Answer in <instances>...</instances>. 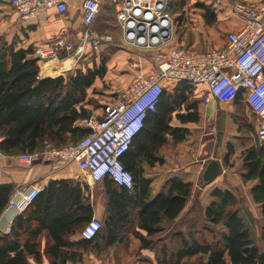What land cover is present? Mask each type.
Here are the masks:
<instances>
[{
  "label": "trees",
  "instance_id": "16d2710c",
  "mask_svg": "<svg viewBox=\"0 0 264 264\" xmlns=\"http://www.w3.org/2000/svg\"><path fill=\"white\" fill-rule=\"evenodd\" d=\"M187 2L169 0L168 11L174 17L175 28ZM197 7L208 26L217 24L213 4L198 3ZM34 50L33 46L18 48L16 41L0 37V150L7 156L39 152L46 143L62 147L81 141L89 130L79 123L94 111L90 90L97 81L107 78V61L100 56L91 61L93 67L80 65L65 76L43 78ZM85 56L82 60L87 59V53ZM193 90L187 85L177 87L173 93L165 90L155 113L149 114L134 137L122 157L125 169L133 175V190L118 187L109 178L102 181L108 200L107 220L94 240L111 244L128 226L136 224L146 234L137 231L135 236L143 248L153 252L158 264H264V142L251 126L245 128L254 131L257 138H248L242 150L240 177L243 183H254L250 196L261 211L260 241L253 238L241 215L235 192L218 187L210 191L211 201L205 208L201 229L173 233L169 241L154 239L165 232V220L172 223L181 215L193 185L174 177L154 196L144 169L163 163L160 151L170 139L175 145L185 140L186 130L170 126L174 117L182 124L199 121V101L189 96ZM233 105H246L242 93ZM232 152L230 144L228 155ZM228 161L226 156L225 165ZM15 190L13 184L0 185V216ZM91 219L92 206L80 184L74 180L50 182L16 219L10 233L0 236V264H29L28 257L38 260L36 241L43 231L56 241L57 247L49 251L54 264L76 260L77 254L59 251L58 246L67 244L61 235L83 231Z\"/></svg>",
  "mask_w": 264,
  "mask_h": 264
},
{
  "label": "built area",
  "instance_id": "2783aa9c",
  "mask_svg": "<svg viewBox=\"0 0 264 264\" xmlns=\"http://www.w3.org/2000/svg\"><path fill=\"white\" fill-rule=\"evenodd\" d=\"M207 1L214 7L221 3V0ZM105 3L111 5L122 33L124 43L119 47L152 51L149 67L142 62L145 58L142 54L132 61L135 73L130 85L117 92V100L106 107L102 117L91 116L79 123L89 130L81 141L62 147L46 143L39 152L18 156L20 165L76 164L93 183L109 178L116 186L131 191L133 175L125 169L122 157L143 129L149 114L155 113L162 93L181 85L201 87V101L206 107L213 102L232 104L242 93L250 110L264 120V99L256 95L257 90L264 89V0L256 6L235 0L232 11L243 22L242 28L227 33L224 47L207 51L168 49L174 30L169 0H0L24 24L33 23L49 12L60 18L73 10L80 14L82 30L78 44L60 35L34 50L33 57L38 63L53 64L52 71L67 60H72L69 69L77 68L89 48L98 53L113 44L110 34L94 29ZM154 40L159 41L158 46L153 45ZM63 55L67 59L62 60ZM259 136L264 141V130ZM3 157L0 150V160ZM41 191V187L33 185L17 189L4 213L25 212ZM103 223L92 218L84 227L82 237L94 240Z\"/></svg>",
  "mask_w": 264,
  "mask_h": 264
},
{
  "label": "rangeland",
  "instance_id": "374dc122",
  "mask_svg": "<svg viewBox=\"0 0 264 264\" xmlns=\"http://www.w3.org/2000/svg\"><path fill=\"white\" fill-rule=\"evenodd\" d=\"M198 3H201L200 0H188L185 9L179 12L178 16H181V20L176 26L173 41L167 44L168 49L181 47L196 51H207L219 47L218 44L220 37H222V31L217 24L212 26L206 24L203 11L197 7ZM73 18L56 17L55 21L50 19L48 21L50 29L47 28V34L50 37L66 35L69 41L78 44L79 33L82 30L80 17L76 15ZM17 21L19 20L17 19ZM64 24H66V28H68L66 31L68 32H63V30L65 31ZM94 27L99 33L110 34L114 41L112 45L105 46L98 53L89 48L87 59L82 60V58L79 63L82 68L93 67L94 65L91 64V61L98 56H100V59L104 58L107 61L106 77L108 79L101 83L102 87L95 88L94 95L96 97L93 96V114L94 117L98 116L100 118L104 114L106 107L117 100V92L126 89L130 85L135 73V70L131 66L134 58L142 54L145 57L144 59H147V63H150L152 51L134 47H130V49L119 47L124 43L122 41V33L109 3H105L101 16ZM64 59H67V56L62 60ZM40 64L42 67L47 66L50 71L52 70L53 64ZM74 70L75 68L65 69L57 76H54V78L61 76L62 73H70ZM198 120L197 123L190 125L189 129H186L184 133L186 141L179 144L178 164L179 168H183L199 161L202 164L201 174L196 186L193 187L194 193L188 200V204L190 203L189 207L179 217L176 227L169 225L171 228L169 229L168 227L167 230L170 233L175 229H179L180 233L187 234L194 227L201 229L204 226V211L211 201L209 194L214 189L218 177L211 184H207L203 181L202 176L207 165L211 161L217 160L221 164L219 175H223V177L227 176L228 183H225L230 185L232 190H234L240 213L250 228L253 238L259 242L262 225L261 211L250 196V183H243L240 174L242 172V150L245 148L247 140H249L248 138H257L254 131L250 132L245 127L251 126L257 134L261 135V131L258 129L260 117L255 115L246 105L218 104L214 111L211 109L206 111L204 107H201ZM261 142L264 141L261 140ZM230 144L232 145L233 152L228 155ZM176 147L178 146L170 139L169 143L160 151V158L163 160V163H168V166L159 163L154 168H150L146 165L144 172L160 181L171 177L169 176V172L174 166L170 161L178 160L175 156L177 155ZM226 156L229 157L227 165H225ZM224 169L227 170V174L223 173ZM239 180L242 185L239 183ZM220 184L222 186L221 182ZM237 184H240V189L238 190ZM97 187H102V184H99ZM192 261L195 262L196 258H193Z\"/></svg>",
  "mask_w": 264,
  "mask_h": 264
},
{
  "label": "crops",
  "instance_id": "0c3cea01",
  "mask_svg": "<svg viewBox=\"0 0 264 264\" xmlns=\"http://www.w3.org/2000/svg\"><path fill=\"white\" fill-rule=\"evenodd\" d=\"M234 1L235 0H221V3L217 5V7H215L218 18L217 25L222 31V37H220L218 44L219 47H224L226 45V36L228 32L238 31L242 28L243 25V22L239 18H237L232 11ZM240 1L256 6L259 5L263 0ZM200 2L210 4L207 0H200ZM76 15H79L80 17V14L77 11L73 10L72 12H69L67 16H65V18H73ZM55 18L56 16L54 15V13L49 12L33 23L24 24L20 20L18 15L12 10V8L0 4V37L5 38L8 42L16 41L18 48L26 49L30 46H33L36 49L39 47H44L45 45L49 44L54 38H56V36L50 37L47 34V28H49L50 26L48 24V21L50 19H53L55 21ZM17 19L19 21H17ZM63 26L65 29V31L63 30V32H68L66 31L68 29L66 28V24H64ZM175 29L176 28L174 26L171 41H173L174 39ZM136 58L139 57H135L134 59ZM142 62L147 66V68L149 67L150 63H147V59H143ZM39 66L42 67L41 64ZM66 74L67 73H62L61 75L65 76ZM41 77L46 78L47 76L41 74ZM101 83L103 82L97 81L95 83V86L90 90V97L95 96L93 89L102 87ZM201 91L202 88L199 87L197 89H194L193 93L189 95L191 99L199 101L198 113H200L201 107H204L206 111H208L209 109L214 111L216 109V106H218V103L213 102L207 107L204 106L201 101ZM166 92L173 93L174 91L166 90ZM248 109L250 108L248 107ZM92 116H94V114ZM176 122L178 124H174ZM193 124L195 123L182 124L177 118L174 117L171 121L170 126L173 129L186 130L189 129L188 127ZM259 125L260 126L258 129L260 131L264 130V120L261 119ZM185 141L186 138L183 142ZM179 144H176L178 147H176L177 155H175L178 160L170 161L172 162L171 164L174 166V168L170 170L169 176L171 177H169L168 179L176 177L183 182H190L194 187L199 180L202 164H200L199 161H196L195 163H192L187 167L179 168ZM17 158L18 156L4 155V157L0 160V185L13 184L15 185L16 190L33 185L41 187L43 191L50 182L74 180L78 184H80L83 196L90 200L92 206V218H98L103 222L107 220L108 200L102 181L93 183L83 174V172L77 167L76 164L63 165L38 163L34 164L33 166H28L20 165L17 161ZM161 165L168 166L169 164L162 163ZM223 173L227 174V170L224 169ZM144 177L151 181V189L154 196H156L160 192L161 188L168 180L165 179L163 181H160L159 179H154L146 172H144ZM217 177L218 178L216 179V184L214 185L215 187L213 186L214 188L218 187L221 189L232 190L231 186L225 183H228L227 176L223 177V175H219ZM218 181L222 183V186ZM239 183L241 184L240 180ZM99 184H102V187H97ZM240 184H237L239 187L237 188V190L240 189ZM253 185L254 183H250V189L253 187ZM232 191L234 192V190ZM193 193L194 191L192 189L191 195ZM189 205L190 203L188 204L187 202V205L180 216H182V214L187 210ZM21 214L15 215L12 213H2V215L0 216V236L10 233L16 219ZM179 217L172 223H168L165 220V232L160 233V235L158 237H155L154 239L164 238L169 241V238L172 236V234L178 233L179 229H175L170 233L167 229L169 225H171L172 227H176L179 222ZM171 226L169 227V229L171 228ZM127 228V231L125 233H120L115 241H113V243L111 244L104 243L103 239L90 241L85 240L82 237V231H78L77 233L73 234H62V239L67 244L58 246V249L60 252L75 253L78 255L79 258H76V260H67L66 264H158L154 260L153 252L150 249L143 248L141 245V241L135 236V232L137 231L143 235H145L146 233L139 230L136 224L130 225ZM36 242L38 244L37 251L39 252V258L38 260H36L33 257H28L29 264H54L55 258L49 253L50 250L57 247L56 241L53 236L47 231H43L38 236Z\"/></svg>",
  "mask_w": 264,
  "mask_h": 264
},
{
  "label": "water",
  "instance_id": "95a60500",
  "mask_svg": "<svg viewBox=\"0 0 264 264\" xmlns=\"http://www.w3.org/2000/svg\"><path fill=\"white\" fill-rule=\"evenodd\" d=\"M168 38H169V35H166L165 39H168ZM153 45L154 46H158L159 45V41L154 40ZM46 78H50V77H46ZM220 171H221L220 162L217 161V160L211 161L207 165V167H206V169H205V171L203 173V176H202L203 181L205 183H208V184L213 182L217 178V176L220 174Z\"/></svg>",
  "mask_w": 264,
  "mask_h": 264
},
{
  "label": "bare ground",
  "instance_id": "6f19581e",
  "mask_svg": "<svg viewBox=\"0 0 264 264\" xmlns=\"http://www.w3.org/2000/svg\"><path fill=\"white\" fill-rule=\"evenodd\" d=\"M71 61L67 60L64 63H62L61 65L55 66V70L54 71H50V69L47 66L42 67V74L47 76V77H54L57 76L58 74H60L62 71H64L65 69H69L71 66ZM264 89L261 88L259 90L256 91V95H261L262 98L264 99Z\"/></svg>",
  "mask_w": 264,
  "mask_h": 264
}]
</instances>
